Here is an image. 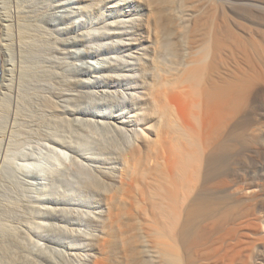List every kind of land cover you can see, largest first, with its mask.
Instances as JSON below:
<instances>
[{"label":"bare ground","instance_id":"bare-ground-1","mask_svg":"<svg viewBox=\"0 0 264 264\" xmlns=\"http://www.w3.org/2000/svg\"><path fill=\"white\" fill-rule=\"evenodd\" d=\"M135 1L153 17L102 32L97 0H0V264L57 262L32 245L73 264H248L240 248L264 241L223 167L260 138L234 127L264 87V31L210 0L189 15L188 0ZM82 45L113 57L107 72L80 68Z\"/></svg>","mask_w":264,"mask_h":264},{"label":"rangeland","instance_id":"rangeland-1","mask_svg":"<svg viewBox=\"0 0 264 264\" xmlns=\"http://www.w3.org/2000/svg\"><path fill=\"white\" fill-rule=\"evenodd\" d=\"M97 1L101 2V6H102L101 10L107 13L106 18H104L105 19L104 22L106 25L104 24L105 28L101 29L102 32H105L107 30L116 31L114 30L115 27L110 24V23H113V20H116V22L119 21L117 24L119 26V30H121L123 24L120 23V21L129 20V17L126 16L127 14H130V17L139 18V21L142 18H147L149 16L153 17V15L155 14V12H153L152 10L150 9L147 10V9H144L142 6H139V4L135 0H97ZM212 1L210 0L209 4L210 5L216 4L215 6L212 5V7H215V9L218 8V10L220 9L219 11L220 15L226 16V18L229 20L230 25L232 26L233 29L236 26L235 25L236 22L249 20V21L257 23L256 28L264 31V20L260 21L258 19L260 17H264V14H261L259 13L258 10L253 9V6L255 4L253 0H212ZM201 2L202 0H188V15L197 11L201 5ZM129 23H132V22H129ZM97 30L100 31L98 27H97ZM134 33H137V31L134 30ZM134 33H132V35ZM122 37L126 38V36H122ZM138 37L140 38L139 34H138ZM144 45L146 44L144 43ZM83 46L84 45L78 47V50H77L78 65L81 66L80 68L82 69V67H85L87 65L93 66V70H95L94 68H96L95 74L99 76H101L102 72H107L103 66H105V64L110 65V63H112L114 60L113 57L106 59V61H102L98 55L87 54ZM126 49L127 51L123 52L124 55H129L130 53H132V51L128 48V46H126ZM140 77L141 76L139 75V78ZM80 79H87V78H85L84 76L82 77L80 76ZM90 80H95V79H90ZM94 93L91 96L93 97L92 98L93 102L100 101L99 99L95 98L96 91H94ZM92 100H91V106H93ZM98 106L103 107L102 105H98ZM105 109L107 110V107H105ZM133 114H134V111L126 114L127 118H129V115H133ZM117 115L118 113H115V115L110 114V117L117 116ZM251 123H252V127L250 131L254 130L258 132L260 134V138L257 139L256 143L254 144V147L252 148L239 150L238 152L235 151L236 154L235 152L233 153L235 155H232L229 153L226 154L225 158L223 159V167L225 169L228 168L229 170H231L233 174L235 173L236 176L229 177V180L234 179V184L239 189L238 193L240 197L245 198V199L253 198L252 199L253 200L252 203L254 206L253 216L261 219L262 221L261 231L263 234L264 233V87H259L257 92L253 96L250 97L249 102L245 105L244 109L238 114L236 125L234 128L236 131L239 130L240 132L239 131L238 132L242 134L243 130L246 131L248 128L247 126L251 125ZM90 124H91L90 128L88 126L89 129H91L95 133L97 132V134L99 132L98 135H102L103 130L100 128L99 125L95 126L93 122L92 123L90 122ZM243 138L244 137L242 138L240 137L241 145L245 141V139L243 140ZM95 154L97 155V153ZM100 158H103V157H100ZM103 159L107 162L108 156H106ZM101 162L103 163V161ZM104 167H106L105 164H104ZM224 168L223 170H225ZM65 239L68 242H73L74 244L73 247L76 248L74 253H76L78 256L72 257L71 259H74V260L80 259L81 258L80 254L82 250L81 249L77 250L76 244H80L81 239L79 237L69 236L67 234H66ZM226 240L227 239L222 240V243H224L223 245L225 246L224 249L228 247L229 245V241L228 240L226 241ZM84 241L87 242L86 240ZM226 242H228L227 243L228 245H225ZM90 243H91V239H90ZM238 243H236V245L239 246L240 243L239 244ZM32 246H33L32 249H33L34 257L36 259L37 257L39 258L41 256V253H43L46 259H50L52 260V262L53 260L57 261L53 263L46 262L47 264H54V263L73 264L71 262H67L65 258L63 257L60 258L58 252L57 253L54 252L56 251L55 250L56 245L43 246L41 248H37L34 245ZM86 249H89L88 244H87ZM234 249L235 251L241 250L240 256L238 255L236 257L237 262L244 260L246 258V255L249 254L248 257L250 261L248 262V264H264V241L263 242L257 241L253 243L251 247L248 249L240 248L239 250V247H234Z\"/></svg>","mask_w":264,"mask_h":264},{"label":"water","instance_id":"water-1","mask_svg":"<svg viewBox=\"0 0 264 264\" xmlns=\"http://www.w3.org/2000/svg\"><path fill=\"white\" fill-rule=\"evenodd\" d=\"M0 74H1V67H0Z\"/></svg>","mask_w":264,"mask_h":264}]
</instances>
